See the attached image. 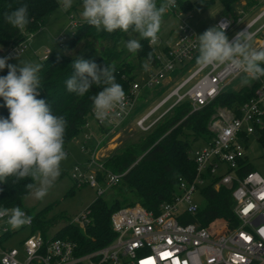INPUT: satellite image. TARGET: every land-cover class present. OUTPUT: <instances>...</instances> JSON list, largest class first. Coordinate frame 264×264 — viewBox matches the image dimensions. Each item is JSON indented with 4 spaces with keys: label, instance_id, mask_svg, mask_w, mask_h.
<instances>
[{
    "label": "built area",
    "instance_id": "2783aa9c",
    "mask_svg": "<svg viewBox=\"0 0 264 264\" xmlns=\"http://www.w3.org/2000/svg\"><path fill=\"white\" fill-rule=\"evenodd\" d=\"M176 8L177 1L176 7L169 10L180 19L172 38L161 41L157 37L156 44L149 43L154 53L149 70L135 72L125 92L122 111L117 109L104 122L97 120L92 112L97 125L109 131L132 119L138 132L146 134L176 107L188 103L190 114L199 111L232 82L247 78L246 74L226 65L199 66L198 36L209 28L188 25L181 20L183 12ZM221 24L227 25L225 35L231 36L229 42L247 28L252 35V47L264 51V7L257 14L222 16L214 27ZM32 36H27L22 46L8 49V56L13 58L24 51V44ZM58 42L64 43L65 38ZM48 55L45 52L43 59ZM253 83L256 88L252 95L236 110L216 109L208 124L211 140L194 146L189 152L195 164L194 179L190 182L178 179L172 200L162 204L158 213L139 205L116 211L110 219L113 240L86 253H78L71 240L55 235L44 237L39 232H31L18 248L6 247L11 237L4 236L15 234L16 229L6 226L5 217L0 219V264H264V178L253 171L245 154L249 139H259L264 130V77L253 79ZM155 93L160 95L154 98ZM82 151L88 152V149L82 147ZM95 154V150L88 152L86 164L75 166L71 179L78 186L88 184L99 197L117 185L123 175L108 172L101 183L97 173L103 171V164ZM247 165L252 171L242 172ZM209 186L215 191L230 192L233 201L230 218L223 223L211 221L206 226L185 223V217L198 213L201 204L196 196L202 200L201 192ZM22 211L32 218L27 211ZM89 215L86 209L71 224L84 228ZM24 226L32 230L33 219Z\"/></svg>",
    "mask_w": 264,
    "mask_h": 264
},
{
    "label": "trees",
    "instance_id": "16d2710c",
    "mask_svg": "<svg viewBox=\"0 0 264 264\" xmlns=\"http://www.w3.org/2000/svg\"><path fill=\"white\" fill-rule=\"evenodd\" d=\"M246 2V8L258 6L257 0H197L195 2H177V8L186 12L192 9L212 8L220 4L225 15H234L232 8L240 2ZM161 0H157L159 4ZM28 6V24L23 30L14 29L5 21V13H11L22 5ZM58 0H0V47L11 49L22 46L27 36L34 35L44 28L47 20L59 8ZM75 33L64 45L66 52H70L81 41L98 43V55L88 51L81 55L68 56L65 52L51 53L46 59L41 60L39 72L41 87L38 89L37 99H43L48 104L53 115L64 117L66 128L64 134V150L70 143L77 140L81 132L93 121L95 132L102 138L107 129L97 125L93 118L92 96L102 91L103 85H92L84 96L67 91L66 80L74 72L72 63L76 58H83L95 62L99 68L114 67L116 82L122 85L124 92L135 78V72L143 69V64L151 53L154 60L153 49L149 41L140 40L141 49L133 54H124L118 47L128 37V34L119 30L113 33L106 31L97 32L95 28L85 21L75 25ZM101 48H103L101 50ZM135 58L136 65L129 59ZM256 85L242 83L237 87L227 88L211 104L199 111L191 112L188 103L174 109L163 121L157 124L150 132L142 134V138L132 145H128L121 152L103 161V171L97 173L98 180L102 183L106 173L123 175L120 182L107 190L88 206L90 211L89 222L84 228L71 224L62 216L48 218L49 208L32 216L33 227L31 232H39L47 236L51 228L63 223L64 226L55 234L56 238L67 239L74 242L78 253H86L109 244L114 233L110 219L116 211L139 205L146 210L158 213L159 207L170 202L176 191L178 179L192 181L195 177V164L189 156L190 150L199 143L211 140L212 134L208 129L211 117L216 109L226 107L235 109L244 104L252 95ZM160 95L159 93H156ZM154 94V98L157 96ZM9 111L2 99V114L0 118H8ZM126 121L122 126L129 123ZM190 134V135H189ZM264 145V130L259 138ZM85 148L93 151V147L84 144ZM99 145V144H98ZM92 148V150L89 149ZM88 160V159H87ZM248 160V158L246 159ZM242 172L252 171L250 165L245 166ZM30 178L19 182L14 177L7 178L5 184H0V209H11L19 206L21 210H28L23 206V201L29 195L25 185L31 183ZM117 194L112 201H106L103 196L109 192ZM201 207L194 217H185V223H198L206 226L211 221L223 223L230 218L233 205L230 192L225 189L213 190L210 186L202 190ZM29 213V212H28ZM13 233L4 237L8 239Z\"/></svg>",
    "mask_w": 264,
    "mask_h": 264
},
{
    "label": "clouds",
    "instance_id": "9594fccd",
    "mask_svg": "<svg viewBox=\"0 0 264 264\" xmlns=\"http://www.w3.org/2000/svg\"><path fill=\"white\" fill-rule=\"evenodd\" d=\"M72 6V0H63L65 9ZM176 7V0H82L81 16L97 32L113 33L119 30L128 34L126 48L130 53L141 49L140 40L157 42L163 16ZM5 21L14 29L23 30L28 24V6L22 5L11 13H5ZM227 25L212 27L198 36L197 64L201 67L229 68L246 74L247 78L264 77V51L255 50L250 41L248 29L236 34L232 42L225 35ZM138 34L139 38H133ZM151 53L143 64L149 70ZM7 65L8 74L0 77V98L9 111L8 118H0V184L14 177L16 182L26 178L25 185L36 200H43L61 174V162L66 160L64 134L66 120L52 114L43 99H37L40 89V64L21 62L7 64L0 58V70ZM74 72L66 80L67 91L84 96L92 85L102 87L92 96L93 112L97 120L104 122L124 108L125 92L116 82L114 67L99 68L87 59L76 58L72 63ZM247 83V79L242 81ZM3 191V189H0ZM13 229L31 223L19 206L0 209V219Z\"/></svg>",
    "mask_w": 264,
    "mask_h": 264
},
{
    "label": "rangeland",
    "instance_id": "374dc122",
    "mask_svg": "<svg viewBox=\"0 0 264 264\" xmlns=\"http://www.w3.org/2000/svg\"><path fill=\"white\" fill-rule=\"evenodd\" d=\"M177 2L187 1V0H176ZM195 2L197 0H188ZM59 8L45 23L44 28L36 32L29 42L25 43L26 46L24 51H22L16 57L8 56V49L0 47V57L6 59L7 64H12L19 66L21 62H31L33 64H40L45 52L58 53L65 52L68 56L81 55L85 52H92L95 56L98 55V43H88V41L83 40L75 46L70 52H66L63 48L64 45L59 44L60 38H65L66 41L70 40L75 33V25L84 22L81 12H82V0H72V6L65 9L63 7V0H58ZM258 6L252 8H246V2H240L232 8L234 15H252L257 14L259 10L264 7V0H257ZM179 9L176 8V11ZM183 12V11H182ZM184 16L181 20L194 27V28H212L217 19L225 16V11L220 4L216 3L212 8H202V9H192L183 12ZM176 15V14H175ZM170 13L169 11L163 16L157 37L161 41H169L172 38L174 30H176L179 20L177 16ZM231 36L228 37V39ZM129 36L122 42L118 47V51L127 54L129 51L126 48V41ZM133 38H139L138 34H133ZM103 48H101L102 50ZM137 59L131 58L129 62L136 65ZM8 74L7 65L4 70H0V77H4ZM247 79V85L253 83V79L241 77L231 84V88L237 87L242 84L243 80ZM229 88V87H228ZM156 94V93H155ZM157 95V94H156ZM152 97V95H149ZM148 97L146 98V100ZM2 114V98H0V116ZM190 135V134H189ZM142 134L134 127V122L132 119L125 126H121L118 129L109 130L105 135L100 138L98 133L95 132V126L93 121L90 122L88 127L84 129L78 136L77 140L73 141L67 147L66 160L61 162V174L54 186L49 190L47 196L43 200H36L30 194L23 201V206L28 210L30 215H34L46 208H49L48 218L55 216H62L67 218L70 223L73 222L76 217L84 212L89 205L94 202L97 198L96 190L89 187L88 184H83L82 186L76 185L75 181L71 179L72 170L75 166H84L88 158V152H83L85 148L84 144L93 147L95 150L96 158L99 161H106L113 155L121 152L128 145L136 144L141 138ZM99 144V145H98ZM199 143L195 146H198ZM87 149V148H86ZM90 150L92 148L89 147ZM90 151V154L93 152ZM246 157L250 162L253 171L260 174L264 178V145L260 143L259 139H254L251 137L249 139L248 147L246 149ZM116 191L113 193L109 192L103 196V198L110 202L114 197H116ZM196 201L200 204L202 200L196 196ZM6 226L13 229L9 224ZM64 226L63 223L57 224V226L51 228L48 232V236L55 235L58 230ZM31 230L24 225L16 228V233L7 242L6 247L18 248V244L29 234Z\"/></svg>",
    "mask_w": 264,
    "mask_h": 264
},
{
    "label": "snow or ice",
    "instance_id": "6c2138e0",
    "mask_svg": "<svg viewBox=\"0 0 264 264\" xmlns=\"http://www.w3.org/2000/svg\"><path fill=\"white\" fill-rule=\"evenodd\" d=\"M165 255H167V254H165Z\"/></svg>",
    "mask_w": 264,
    "mask_h": 264
},
{
    "label": "crops",
    "instance_id": "0c3cea01",
    "mask_svg": "<svg viewBox=\"0 0 264 264\" xmlns=\"http://www.w3.org/2000/svg\"><path fill=\"white\" fill-rule=\"evenodd\" d=\"M66 152V151H65Z\"/></svg>",
    "mask_w": 264,
    "mask_h": 264
}]
</instances>
